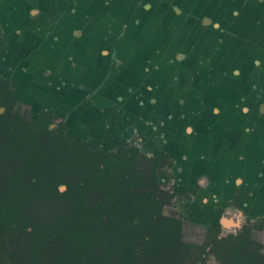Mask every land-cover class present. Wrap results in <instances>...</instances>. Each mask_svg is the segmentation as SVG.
Masks as SVG:
<instances>
[{
  "label": "crops",
  "instance_id": "1",
  "mask_svg": "<svg viewBox=\"0 0 264 264\" xmlns=\"http://www.w3.org/2000/svg\"><path fill=\"white\" fill-rule=\"evenodd\" d=\"M119 1L129 3L123 15L127 18L135 4L131 2L141 0H0L3 24L12 26L9 29L18 35L15 38L21 39L11 50L10 36L0 52L13 65L12 76L7 78L17 82L16 91H22L21 97L32 98L43 106L59 104L61 108L57 109L68 116L73 113L75 127L83 126L87 113L92 112L84 107L82 99L70 112L65 110L69 98L75 97L74 88L86 94L98 90V97L112 98V105L119 109L107 115L98 109L91 118L92 127L113 136L114 142L121 143V130L131 129L141 141L125 144H138L140 148L147 145L160 152L170 148L176 188L199 191L203 205L209 206L208 215L217 210L222 214L224 227L244 220L243 206L254 216L264 215V0H233V10L225 7L228 12L223 18L210 14L208 19L202 13L205 23L198 26L195 5L199 0L168 4L160 0L157 7L168 12L181 27L156 23L150 29L137 25L139 30L127 32L128 24L123 20L121 36L118 32L116 40L111 36V45L104 44L95 23L109 11L113 14L110 7ZM142 6L144 10L150 7L146 2ZM28 11L43 22V30L34 29L39 39H32L31 24L20 21ZM232 20L237 23L233 25ZM2 31L7 35L5 29ZM27 32L30 43H26ZM111 33L116 35L114 30ZM132 35L138 39L131 40ZM230 36L238 37L239 44L234 48L225 43ZM31 49L37 59L30 55ZM204 51L205 55H201ZM214 57L220 59V66L208 64ZM26 60L32 65L25 64ZM182 61L187 65L176 78L174 65ZM116 63L118 71L112 70ZM19 64L28 69L24 71ZM151 65L174 68L167 71L165 81L171 86L163 87V74L159 69L152 72ZM35 67L46 68L49 75L35 72ZM18 71L28 72L25 76L30 81L19 76ZM112 71L119 75L99 88L100 80L107 79ZM180 80L186 83L183 100L176 99L178 93L171 91L176 88L173 83ZM125 83L127 89L123 88ZM54 90L59 91L61 98L55 95L52 100ZM143 119L154 125L152 138L147 139L144 134L146 124L140 126ZM99 120L102 126L98 125ZM165 123L170 133L167 130L165 134L164 127H159ZM172 123L176 130L171 128ZM98 143L102 141L98 139ZM149 149V153H160ZM231 201H236L238 208L227 207Z\"/></svg>",
  "mask_w": 264,
  "mask_h": 264
},
{
  "label": "trees",
  "instance_id": "2",
  "mask_svg": "<svg viewBox=\"0 0 264 264\" xmlns=\"http://www.w3.org/2000/svg\"><path fill=\"white\" fill-rule=\"evenodd\" d=\"M6 44L0 38V51ZM14 85L0 75V107L6 110L0 113V233L26 223L36 200L57 207L54 216L22 231L27 264H42V250L53 264H71L92 249H105L97 264H177L187 256L182 220L165 214L160 201L159 155L166 152L149 155L135 145L94 149L73 136L42 143L34 130L45 128L51 116L43 111L26 124L15 109ZM248 235L245 227L228 239L231 260L241 251L240 264H264L260 244L247 250Z\"/></svg>",
  "mask_w": 264,
  "mask_h": 264
},
{
  "label": "rangeland",
  "instance_id": "3",
  "mask_svg": "<svg viewBox=\"0 0 264 264\" xmlns=\"http://www.w3.org/2000/svg\"><path fill=\"white\" fill-rule=\"evenodd\" d=\"M160 0H141V1H135V2H131V4L135 3L132 7V9L130 10L131 17H127L124 18V12L127 10V6L129 5L128 2L126 1H119L114 3L110 9L114 10L115 12L112 14L111 11H109V14L107 16H101L100 18H98V21L95 23V28L99 31V36L101 39V42L104 44H109L111 45L113 38L112 37H116L114 40H116L118 32L121 29V26L123 24V20H125V22L128 24V26L126 27L127 32L130 30H133L135 28V31L139 30V27H137V25L142 26L145 25V29H150L151 28V24L153 25H157L158 23H162L163 25H170V26H174L175 28L177 26L181 27L180 23L177 20L171 19V16L169 15L168 12H164V10H160L157 6H159ZM177 0H163L161 2H164L166 4L168 3H174ZM182 0H178V2H181ZM146 2L147 4L150 5V7H148L147 10L143 9L142 3ZM264 4V2H263ZM102 5V4H101ZM103 6V5H102ZM142 6V7H141ZM140 7V8H138ZM109 8V7H108ZM159 10V12L157 11V9ZM35 10V8H32ZM0 10H1V3H0ZM171 10V8L169 9ZM31 11V9L29 10ZM25 12V16L24 18H22L20 21L23 24L29 25L30 26V30H32L31 36L32 39L37 36V38L39 39V35H37V32L34 31V29L40 31L43 30V22L41 19H34V14L32 12ZM1 12H3L1 10ZM105 12V10H104ZM4 13V12H3ZM172 15V14H171ZM157 16V17H156ZM141 21V22H137V21ZM139 23V24H137ZM155 23V24H154ZM157 23V24H156ZM136 24V26H135ZM151 25V26H150ZM150 26V27H149ZM12 26L7 27L5 24H3L2 22V17L0 15V33L4 34V32L2 31L3 29L6 30L7 32V38L10 39L9 37L12 36V40L13 43L11 44V50L14 49V45L15 47L20 43L19 40L21 39H16L15 37L18 35L14 34V31H11V29H9ZM186 27V26H184ZM94 28V29H95ZM168 30H170V28H167ZM186 29V28H184ZM114 30V32L116 31V35H112L111 31ZM125 30V29H124ZM16 31V30H15ZM34 31V33H33ZM134 31V32H135ZM120 36L122 34V32H119ZM186 33V32H185ZM138 34V33H136ZM1 35V34H0ZM26 35L28 36V41L26 43H30L31 42V38H30V34H28V32L26 33ZM186 35V34H184ZM25 36V35H24ZM112 36V37H111ZM172 36V34H171ZM170 36V37H171ZM22 37V36H21ZM109 37V38H108ZM20 38V36H19ZM128 38V37H127ZM131 38V40H137V38L135 39ZM237 38L236 36L231 37L230 38V42H232L233 44L237 43ZM26 39V38H25ZM108 39V40H106ZM168 51V43L166 44V48ZM164 49V52H165ZM33 50H30V55L32 57H34L35 59H37L34 55H33ZM166 53V52H165ZM165 57V56H164ZM10 58H4L3 56L0 55V74L5 76V77H9L12 76V71H13V65L12 64H8V60ZM164 61V60H163ZM37 61H35L33 64H36ZM25 64H27L28 66L32 65L29 63L28 60H26ZM25 64H19V68L22 67V69L25 71L26 69V65ZM187 62L182 61V63L179 64H175L174 67L176 68L174 71L170 70V69H174V68H166V66L162 65V66H154L151 65V70L152 72L156 71L159 69V71L161 72V74H163V87L168 88V86L170 85L169 82L168 84H165V81H167V76H169L167 74V71L169 72H173L176 75V78L179 77L178 74L181 76L182 72L184 71L183 69L186 67ZM25 66V67H24ZM117 63L115 65H113L112 70L114 69L115 71L117 70ZM35 72L36 71H41L43 74L49 75V72H47L46 68H39L36 69V67L34 68ZM155 69V70H154ZM187 72V71H186ZM28 72H20L18 71V75L22 76L25 74H27ZM33 73V72H32ZM118 76L119 74L112 71L111 75L109 77L104 78V81H101L98 83L99 88H101L104 84H109V82H112V78L115 76ZM26 77V76H25ZM48 78V76H47ZM160 78V76L158 77ZM27 81H30V79H27ZM23 81V80H22ZM174 87L176 86V88L178 87V90L175 88H172V92H176L178 93V97L176 99H185L184 95H185V86L186 83L181 81L178 82H174ZM172 84V85H173ZM127 85L128 83H125L123 88L127 89ZM168 85V86H166ZM171 86V85H170ZM173 87V86H172ZM17 86H15V97L17 99V104H16V112L19 113L20 115H22L23 117H25L26 119V124H34L35 121L38 120L39 118V114L40 112L46 111L50 114L51 116V122L48 123L46 125V130L48 132L49 137H51L52 139H55L56 137H58L59 139H61L60 136H73V137H79V138H83L86 140L87 144L94 148V149H106V150H115L119 147L122 146H132L131 144H125L127 143L126 141H141L140 138L138 137V133L135 132L133 134V131H131V129H126V130H121L119 134H121V138L120 141L121 143L118 142H114L115 139H113V136L108 137L106 135V133H103V130H97V128L92 127V121L91 118L92 116H94L95 113L99 112L106 114L110 113V112H114V110L119 109V106H113L112 105V98H102L98 97L100 96V92L97 90V92H91V93H85L82 90H77L76 88H74L75 91V97L74 98H69L70 102L67 103L65 105V110L70 112L74 106L75 103H78L80 101V99H82V104H86L87 110H90L92 113H87V117H86V122L84 123L83 126H79V127H75L74 123L72 122V120L74 119L73 116L74 114L71 113L69 116L64 112L59 110L61 107L59 104L55 105H46L43 106V104L39 103V102H34V100L32 98H24L21 97V93L22 91L20 90L19 93L16 91ZM181 90V91H180ZM80 91L82 92V94L80 93ZM184 94V95H183ZM52 95V100H53V96L57 95L59 98H61V95L59 93V91L54 90L51 93ZM104 99V101H103ZM118 99V98H117ZM120 100H122L123 98H119ZM102 100V101H101ZM101 101V102H100ZM106 101H109V104H107ZM123 101V100H122ZM100 102V103H99ZM91 103H99L98 105H93ZM153 104V103H151ZM104 106V107H102ZM57 107L59 109H57ZM5 108H0V112L3 113L5 112ZM117 114H121V113H117ZM99 126H102V121L99 120L98 122ZM144 123L146 124L145 128V132L146 133L145 136H147V139L149 137H151L150 135H153V124H149L147 122H145V120L143 119L142 122H140V126H143ZM166 124V123H165ZM161 124L159 125V127L162 128V126L164 127V132L165 134L167 133V130L170 133V130L168 129L167 124ZM136 126V125H135ZM176 125H173V123L171 124V128L175 129ZM134 129V128H133ZM133 134V135H132ZM100 136H102V138H99ZM133 136V138H132ZM170 137V136H169ZM152 138V137H151ZM98 139H100L102 141V144L98 143ZM154 141V139H152ZM171 141V138L169 139V143ZM109 142V143H107ZM152 142V141H151ZM135 146H138V144H134ZM147 145H142L141 148L143 151H147L148 153L150 151H148L149 148L146 147ZM140 147V146H138ZM168 147V145L166 146ZM169 151L170 148H168ZM149 150H151L152 152H156V150H158L160 152V149L154 150L152 148H150ZM167 155L168 158H166L164 160V166H163V170L160 174H161V188L162 191L160 194V201L164 204V212L166 214L169 215H173V216H178L182 218V236H183V240L188 243V244H192L195 246V249L197 251V253H199V257L197 256L196 258V251L195 254L188 258L187 261H185L184 264H223V262L221 261L220 258V253L219 252H214L215 250V246L217 244V239H218V235H217V231L214 230V226H217L218 224H220V221L222 219V214L218 213L217 210L214 211L213 215H208V206H204L203 202L201 200V195L198 194L199 191L197 192H191V191H185L183 189L179 190L176 188L175 184H176V179L173 178V176H176V174H173L174 170V160L171 157V154L169 151L164 150ZM169 152V153H168ZM151 154H156V153H151ZM166 155H164L165 157ZM251 166V165H249ZM177 178L178 175H177ZM180 179V178H179ZM180 181V180H179ZM229 187H233L232 185H229ZM61 189L63 190L64 187H61ZM229 205V203H228ZM230 206V205H229ZM227 206V207H229ZM247 206H243V208L246 211ZM226 208V207H225ZM224 208L223 211H225L226 209ZM31 214L29 215L30 220L28 221V223L30 224L31 222L35 223L36 221L41 222V221H45V216L47 214L54 216L57 212V207L56 205H54L51 201H49L48 199H39L36 200V202L33 204V206L30 209ZM224 216V215H223ZM257 217V216H256ZM259 218V217H258ZM237 218L234 217V220H236ZM260 219V218H259ZM257 220V219H256ZM245 220H242V222H239L238 224L242 225L244 223ZM248 221V220H247ZM247 224H251L253 226L252 229V234L251 237L252 239H255L257 241H260L263 245H264V219L262 221H255V222H251V223H246ZM236 229H238L237 224L235 225ZM20 228V224H14L13 226L9 227L7 229L8 233L3 232L0 233V264H27L28 263V255L26 250L24 249V246H22L18 241V235H19V229ZM219 229V227H218ZM240 232L241 229H239L238 231L235 230L234 226L232 227H221L220 226V234L222 235V233L225 232ZM219 233V232H218ZM214 249V250H213ZM106 255L105 249H92L91 252H88L86 254H84L83 256H79V258L75 261L72 262L71 264H97L100 260H102ZM39 256L43 257V259L41 258L42 264H53L54 260L51 258V256L46 253L44 250L41 251V254L39 253Z\"/></svg>",
  "mask_w": 264,
  "mask_h": 264
},
{
  "label": "flooded vegetation",
  "instance_id": "4",
  "mask_svg": "<svg viewBox=\"0 0 264 264\" xmlns=\"http://www.w3.org/2000/svg\"><path fill=\"white\" fill-rule=\"evenodd\" d=\"M227 1H229V2H227L228 3V5H226V0H199V1H196V5H195V7H196V9H197V11H198V17L196 18V25L198 26L199 25V23L200 24H204L205 23V19H204V17H200V15L202 14V13H205L206 14V16L208 17V19H210V14H217L220 18H223V15L224 14H226L228 11L227 10H233V8H234V5H232L233 4V0H227ZM227 8V10H226V8ZM234 22H236L235 20H232V24L233 25H235V23ZM237 23V22H236ZM5 37L7 38V36H6V34H1L0 35V38H3V39H5ZM132 37H134L133 35H132ZM131 37V38H132ZM231 37H234V36H230L229 38H228V40L230 41V38ZM138 39V38H137ZM8 41H9V39L7 38V43H8ZM229 41H225V43L226 44H229L230 46H232L233 48L234 47H236L238 44H239V41H236L237 43H235V44H233L232 42H229ZM133 43V42H132ZM7 45V44H6ZM6 48V47H5ZM2 51H4V50H2ZM2 51H0V52H2ZM201 55H205V51L204 52H201L200 53ZM217 58L218 57H214L213 58V60H210L211 62H209L208 64L211 66V65H213V66H220L221 65V61H220V59H218L217 60ZM202 72L204 73L205 72V70H202ZM1 75V74H0ZM8 79H10V80H12L11 78H8ZM14 83H15V85H14V95H15V86H17V82L16 81H14V80H12ZM236 83V82H235ZM177 90H178V87L176 88ZM181 91V90H180ZM1 108V107H0ZM2 108H4V107H2ZM1 113V112H0ZM35 132H37L38 134H40L41 135V138H42V143H45V142H47L49 139H50V137H49V135H48V132H47V130H46V128H37L36 130H34ZM35 140V139H34ZM131 145H134V144H131ZM140 148V147H139ZM146 152V151H145ZM162 152H165V151H161L160 153H162ZM146 153H148V152H146ZM160 153H156V154H151V153H148L149 155H157V154H160ZM169 153V152H168ZM168 155H170V154H168ZM167 155V153H166V156L164 157V156H161V155H159V162L160 163H162L163 165H162V167H160L159 169H158V177H159V182H160V184L162 183L161 182V171H162V169H163V166L165 165L164 164V160L166 159V158H168L169 156ZM168 156V157H167ZM15 166L16 167H18V166H20V163H19V160H16V163H15ZM0 188H2L1 186H0ZM32 188V187H31ZM230 205V206H229ZM229 208H238V206H239V204L236 202V201H231L230 203H229ZM209 207V206H208ZM224 212V211H223ZM165 213V212H164ZM31 214V212H29L28 214H27V222L26 223H19L20 224V228H18L19 229V235H18V240H20V238H24V234H22V231L25 229V227L27 226V223H28V221L30 220V217H29V215ZM166 214V213H165ZM242 214H243V216H244V223L241 225H239V224H237V227H238V229H236V227H235V225H234V228H235V230L236 231H238L239 229H241V231L238 233V232H225V233H222V235L220 234V226L221 227H223V224H222V221H220V224H218L217 226H214V230L215 231H217V235H218V239H217V244H216V248H215V250H214V252L216 251V252H219L220 253V258H221V261L223 262V264H240V261H241V259H240V257H239V254L241 253V251H235V257H234V263H233V261L231 260V257L229 256V253H232L231 251H229V247H228V244H230V243H228L229 242V238H232V237H236V236H238L243 230H244V228L245 227H248L249 228V235H248V239L250 240L249 242H250V244H249V246H248V248H247V250L248 251H250V249H256L257 248V246H259V244L261 245V247H260V251L264 254V245L260 242V241H257V240H255V239H252V237H251V234H252V229H253V226L251 225V224H247V225H245L246 223H251V222H255V221H262L263 219H264V215H262V216H254V215H252L249 211H245V210H243L242 211ZM169 215V214H168ZM173 216V215H172ZM175 217H177V218H180L181 220H182V218L181 217H178V216H175ZM260 219H259V218ZM257 219V220H256ZM248 220V221H247ZM183 221V220H182ZM183 223V222H182ZM34 223L33 222H31L29 225V227H27V229L28 230H32L33 228H32V225H33ZM218 227H219V229H218ZM219 232V233H218ZM183 237V236H182ZM19 242V241H18ZM20 243V242H19ZM195 251H196V249H195V246L194 245H192V244H190V248H189V251L187 252V256L186 257H183L181 260H179V262L177 263V264H184L185 263V261H187L188 260V258H190V257H192L194 254H195ZM252 252V251H251ZM199 255V253H197V251H196V258H197V256ZM200 256V255H199ZM198 256V257H199Z\"/></svg>",
  "mask_w": 264,
  "mask_h": 264
}]
</instances>
